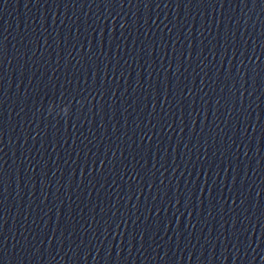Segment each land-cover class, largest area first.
Listing matches in <instances>:
<instances>
[{
	"label": "water",
	"instance_id": "1",
	"mask_svg": "<svg viewBox=\"0 0 264 264\" xmlns=\"http://www.w3.org/2000/svg\"><path fill=\"white\" fill-rule=\"evenodd\" d=\"M0 264H264V0H161Z\"/></svg>",
	"mask_w": 264,
	"mask_h": 264
}]
</instances>
